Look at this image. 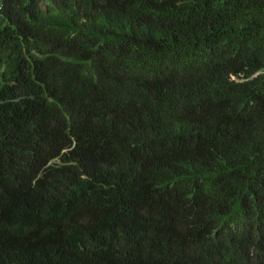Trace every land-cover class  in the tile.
Returning a JSON list of instances; mask_svg holds the SVG:
<instances>
[{
    "label": "trees",
    "instance_id": "obj_1",
    "mask_svg": "<svg viewBox=\"0 0 264 264\" xmlns=\"http://www.w3.org/2000/svg\"><path fill=\"white\" fill-rule=\"evenodd\" d=\"M0 264H264V0H0Z\"/></svg>",
    "mask_w": 264,
    "mask_h": 264
}]
</instances>
